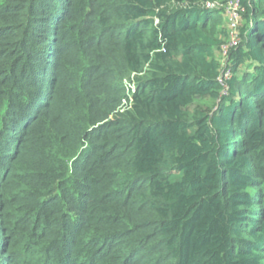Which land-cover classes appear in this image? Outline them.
<instances>
[{
	"label": "trees",
	"instance_id": "1",
	"mask_svg": "<svg viewBox=\"0 0 264 264\" xmlns=\"http://www.w3.org/2000/svg\"><path fill=\"white\" fill-rule=\"evenodd\" d=\"M213 1L0 0V264H264V0L222 80Z\"/></svg>",
	"mask_w": 264,
	"mask_h": 264
},
{
	"label": "rangeland",
	"instance_id": "2",
	"mask_svg": "<svg viewBox=\"0 0 264 264\" xmlns=\"http://www.w3.org/2000/svg\"><path fill=\"white\" fill-rule=\"evenodd\" d=\"M214 7L218 11L219 20L217 21V32L221 38V43L214 52L217 61L221 66L226 65L228 61V51L234 42H236V25L240 23V16L237 19V13L234 10V2L232 0H214ZM231 60V59H230ZM247 67L241 66L237 73L240 76L243 70ZM224 93H228V90L224 88Z\"/></svg>",
	"mask_w": 264,
	"mask_h": 264
},
{
	"label": "built area",
	"instance_id": "3",
	"mask_svg": "<svg viewBox=\"0 0 264 264\" xmlns=\"http://www.w3.org/2000/svg\"><path fill=\"white\" fill-rule=\"evenodd\" d=\"M233 2H234V10L236 11V13H237V19L239 18V6H238V1L237 0H232ZM214 1L213 2H210V3H206V7H211V8H213L214 7ZM238 41V39H237V35H236V42ZM236 42H234L233 44H235ZM232 44V45H233ZM232 45H230V46H228V48L229 47H231ZM228 62L226 61V65L223 67V66H221V64H220V76H219V80H222V78L224 77V78H228L229 76H230V71H229V69H228ZM224 86V88L226 89V85H223ZM127 87L128 88H131L132 87V85L131 84H127ZM224 88H223V90H224Z\"/></svg>",
	"mask_w": 264,
	"mask_h": 264
},
{
	"label": "clouds",
	"instance_id": "4",
	"mask_svg": "<svg viewBox=\"0 0 264 264\" xmlns=\"http://www.w3.org/2000/svg\"><path fill=\"white\" fill-rule=\"evenodd\" d=\"M228 65H230V63ZM135 74H137V73H132L131 74L132 78L135 76ZM123 83H124V81H123ZM124 86H126L125 83H124ZM226 89H227V87H226ZM134 91H135V88L133 86L131 88H128L127 87V93H126V96L127 97L126 98L124 97L122 99V104L117 108V110L114 113H112L111 115H109V117H112V115L117 114V112H121V111L124 110V108L131 102V98H132L131 94ZM222 92H224L223 89H222Z\"/></svg>",
	"mask_w": 264,
	"mask_h": 264
}]
</instances>
